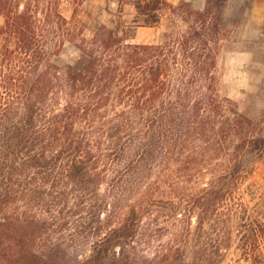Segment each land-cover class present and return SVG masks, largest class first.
<instances>
[{
	"label": "trees",
	"instance_id": "obj_1",
	"mask_svg": "<svg viewBox=\"0 0 264 264\" xmlns=\"http://www.w3.org/2000/svg\"><path fill=\"white\" fill-rule=\"evenodd\" d=\"M69 1L67 16L61 0H0V264H65L46 241L71 225L60 220L66 213L88 215L74 224L92 239L83 264H151L134 206L121 214L118 203L149 195L153 186L138 189L151 175L202 172L213 161L211 178L180 207L196 216L195 229L185 222L155 264H213L232 246L238 259L263 263L264 193L243 190L234 213L224 203L247 177L244 158L262 157L264 129L232 106L222 114L210 82L216 46L205 33L212 5L186 8L179 35L138 43L131 28L159 23L166 0H118L114 24L90 36L81 0ZM124 3L132 24L121 18ZM173 66L180 84L169 80Z\"/></svg>",
	"mask_w": 264,
	"mask_h": 264
},
{
	"label": "rangeland",
	"instance_id": "obj_2",
	"mask_svg": "<svg viewBox=\"0 0 264 264\" xmlns=\"http://www.w3.org/2000/svg\"><path fill=\"white\" fill-rule=\"evenodd\" d=\"M257 1L261 2L263 0H166L168 5L159 13V23L154 26L133 25L131 28L133 35L130 40L138 43H161L165 38L179 35L186 28L188 24L184 12L186 8L201 10L207 4L212 5L210 15L212 19L208 25L209 29L207 28L205 33L210 37V44L216 46V65L212 68L213 78L210 82H212L213 91L217 95L215 97L220 101L222 114L229 115V106H232L248 118L255 119L258 117L260 125L264 129V107L261 112H257L252 103L255 99L250 95H246L247 92L243 82V79L249 73V71H245L247 68L245 63L251 64L250 55L237 50L251 47L250 43L247 42V37L251 38L247 30L253 29L254 31H251V34L255 36L257 27H261L263 35H260V38H264V24L251 22L252 16L257 14L258 7H254ZM79 2L78 13L85 19L87 24L85 36H90L92 30L100 23L108 26L114 24L118 0H81ZM182 2H189V7L181 4ZM72 4L73 2L71 3L69 0H61V8L67 16L71 12ZM174 7H177L175 12L173 11ZM133 15L132 5L124 3L121 18L127 24H132ZM214 40H216L215 43ZM169 76L171 83L180 84L182 82L179 69H176L175 66L170 70ZM198 82L206 84L208 80L202 78ZM193 90L191 99L198 97L199 91L202 89L197 84L193 87ZM208 93L211 94L212 91L208 90ZM165 99H171V96L165 97ZM174 157L177 162L182 158V155L177 150ZM176 158L179 159L176 160ZM252 159L253 156L244 158L245 162L250 160L247 177L239 190L234 193L233 198L224 203L230 205L232 213L237 212L240 208V198L243 190H247L248 193H244V195L249 198L264 193V152L262 157ZM214 162L205 164L202 172L186 173L176 171L172 173L165 170L159 179L155 175H151L138 189L143 190L153 186L149 195L145 196L136 192L133 196L125 195L120 200L118 205L121 207V214L129 206H134L135 219L140 218V223L143 226L142 230H145V237L140 243L139 249L149 257L147 262L155 264L157 260L162 259L167 247L179 244V233L185 222H187L191 231L195 229L197 225L196 216L184 214L180 211V207L186 206L192 201V194L196 193L211 178L209 168L212 167ZM219 211H222L221 208L216 212ZM87 216V214L82 216L69 213L62 214L60 220L63 221L68 218L72 220L71 225L68 224L62 229L56 228L50 232L46 242L48 245L57 244L62 248L63 256L66 259L65 264H83L89 253L92 239L85 240L79 234L77 235L76 227H74L76 222ZM103 216L105 217V214ZM211 222H206L203 228L209 229L212 226L210 225ZM194 241L191 240L190 242L193 243ZM235 252L234 246L220 250L219 255L213 257V264H253L238 259ZM261 264H264V262Z\"/></svg>",
	"mask_w": 264,
	"mask_h": 264
},
{
	"label": "crops",
	"instance_id": "obj_3",
	"mask_svg": "<svg viewBox=\"0 0 264 264\" xmlns=\"http://www.w3.org/2000/svg\"><path fill=\"white\" fill-rule=\"evenodd\" d=\"M254 7H258L257 14L252 16L251 22L264 24V13H262L264 12V0L261 2L257 1ZM261 29V27H257L255 36L251 34V31H254L253 29L247 30L251 35V38L247 37V42L250 43L251 47L248 49H237L239 52H246L250 55L251 64L245 63L247 67L245 71H249V73L243 79V82L247 92L246 95H250L255 99L252 103L257 112H261L264 107V38H260V35H263Z\"/></svg>",
	"mask_w": 264,
	"mask_h": 264
}]
</instances>
